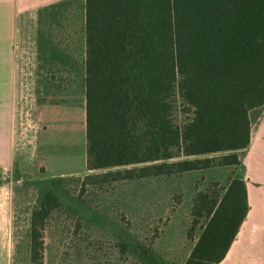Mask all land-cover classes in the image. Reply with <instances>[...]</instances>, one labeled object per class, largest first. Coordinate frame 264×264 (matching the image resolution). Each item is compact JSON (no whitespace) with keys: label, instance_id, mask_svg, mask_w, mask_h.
Returning <instances> with one entry per match:
<instances>
[{"label":"trees","instance_id":"trees-1","mask_svg":"<svg viewBox=\"0 0 264 264\" xmlns=\"http://www.w3.org/2000/svg\"><path fill=\"white\" fill-rule=\"evenodd\" d=\"M66 4L38 12L43 43L60 44ZM82 30L81 70L58 49L49 55L59 66L43 69L60 82L80 72L86 169L130 167L102 179L137 181L231 168L221 194L195 198L188 237L200 235L184 262L219 264L248 213L245 183L232 174L264 111V0H84ZM59 206L52 190L41 192L30 264H45L46 221Z\"/></svg>","mask_w":264,"mask_h":264},{"label":"rangeland","instance_id":"rangeland-1","mask_svg":"<svg viewBox=\"0 0 264 264\" xmlns=\"http://www.w3.org/2000/svg\"><path fill=\"white\" fill-rule=\"evenodd\" d=\"M83 1H62L67 10L55 29L56 48L79 70ZM30 54L15 86L13 161L0 167V264H30V216L44 189L60 202L46 221L45 264H184L200 235L197 230L188 237L194 200L199 193L221 194L231 168L104 181L106 174L130 167L86 169L80 72L76 76L72 69L62 82L61 75L51 80ZM177 108L180 124L179 101Z\"/></svg>","mask_w":264,"mask_h":264},{"label":"crops","instance_id":"crops-1","mask_svg":"<svg viewBox=\"0 0 264 264\" xmlns=\"http://www.w3.org/2000/svg\"><path fill=\"white\" fill-rule=\"evenodd\" d=\"M62 1L0 0V167L10 166L13 161L15 86L19 68L27 65L26 52H31L39 71L46 66H59L58 59L49 55L57 48L48 42L43 63L41 51L45 43L38 39V12ZM67 58L66 54L68 66ZM45 73L53 80L52 72ZM56 77L57 73L54 80ZM239 154L232 178L245 183L248 213L219 264H264V111L251 129L248 148Z\"/></svg>","mask_w":264,"mask_h":264}]
</instances>
